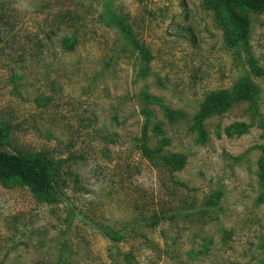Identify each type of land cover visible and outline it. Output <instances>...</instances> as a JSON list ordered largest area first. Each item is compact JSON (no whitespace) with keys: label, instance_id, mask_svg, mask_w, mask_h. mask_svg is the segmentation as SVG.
<instances>
[{"label":"rangeland","instance_id":"rangeland-1","mask_svg":"<svg viewBox=\"0 0 264 264\" xmlns=\"http://www.w3.org/2000/svg\"><path fill=\"white\" fill-rule=\"evenodd\" d=\"M246 15L237 51L202 0H0L5 149L53 165L48 198L0 183V264H264V13ZM244 76L254 107L208 118L200 142L203 98ZM163 107L184 116L168 124ZM144 108L147 146L161 123L179 171L141 154ZM233 123L251 126L228 138Z\"/></svg>","mask_w":264,"mask_h":264},{"label":"trees","instance_id":"trees-1","mask_svg":"<svg viewBox=\"0 0 264 264\" xmlns=\"http://www.w3.org/2000/svg\"><path fill=\"white\" fill-rule=\"evenodd\" d=\"M205 7L214 13L223 33L226 46L235 48L247 46L249 29V18L246 13H264V0H202ZM72 40H64L63 44L67 50L72 49ZM247 62L254 76L260 77L263 71L256 65L253 58L247 56ZM257 88L250 77L240 78L229 90H220L207 94L198 111L192 118L189 129L195 132L200 142L205 141L206 132L203 122L213 116H221L231 106L238 102H245L253 108L256 101ZM144 117L142 127L141 154L147 159L158 157L162 164L172 172L179 171L185 164V157L177 153H165L163 148L169 145L165 137L162 124L156 123L152 126V134L159 137L154 147H148L146 132L151 122V110H142ZM163 115L168 124L176 122L184 115L180 111H173L163 107ZM249 124L233 123L224 129V135L228 138L247 133ZM9 126L0 124V183L5 187L15 185L27 186L31 191L42 198L51 196L53 190V165L51 161L42 155H24L9 152L5 149L7 144ZM219 136V135H218ZM261 143L255 147L259 150L257 161V182L262 192L258 201H264V129L260 134ZM264 250V241L260 244Z\"/></svg>","mask_w":264,"mask_h":264}]
</instances>
